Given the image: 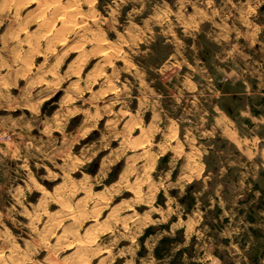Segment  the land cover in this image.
<instances>
[{
    "label": "rangeland",
    "instance_id": "rangeland-1",
    "mask_svg": "<svg viewBox=\"0 0 264 264\" xmlns=\"http://www.w3.org/2000/svg\"><path fill=\"white\" fill-rule=\"evenodd\" d=\"M229 51L264 63V0H0V264L168 255L226 147L206 86L237 115Z\"/></svg>",
    "mask_w": 264,
    "mask_h": 264
},
{
    "label": "crops",
    "instance_id": "crops-1",
    "mask_svg": "<svg viewBox=\"0 0 264 264\" xmlns=\"http://www.w3.org/2000/svg\"><path fill=\"white\" fill-rule=\"evenodd\" d=\"M218 39L231 37L223 33ZM230 53L216 57L215 74L230 80L223 86L237 106L229 114L237 115L232 119L220 112L216 105L220 91L214 84L206 86L211 112L199 101L202 116L220 114L212 115L215 131L208 133L225 139L226 147H211L215 171L197 180L210 187L209 193L206 189L198 193L195 209L163 232V237H171L182 231V241L172 244L158 264H170L176 254L179 264H264V63L255 60L259 68L250 70L248 58Z\"/></svg>",
    "mask_w": 264,
    "mask_h": 264
},
{
    "label": "bare ground",
    "instance_id": "bare-ground-1",
    "mask_svg": "<svg viewBox=\"0 0 264 264\" xmlns=\"http://www.w3.org/2000/svg\"><path fill=\"white\" fill-rule=\"evenodd\" d=\"M57 6V5H56ZM55 8H57V7H55ZM46 10V9H45ZM56 10H58V9H56ZM59 11V10H58ZM70 13H69V15H67V16H69V18H70V15L71 16H75V14L77 13V11L75 10V9H72V10H70L69 11ZM52 14H53V12H52ZM58 14V13H57ZM80 15V14H79ZM64 17V16H63ZM49 18V17H48ZM72 18V17H71ZM68 19V17H65V18H63L62 19V22H61V26H67L68 25V23L70 22L69 20H67ZM46 20V19H45ZM70 20H72V19H70ZM48 21V20H47ZM70 25V24H69ZM68 25V26H69ZM60 35V34H59ZM112 124V123H111ZM167 147V146H166ZM198 166V165H197ZM196 166V167H197ZM195 167V166H194ZM198 168V167H197ZM196 170V169H195ZM198 171H199V169H197ZM194 172V171H193ZM199 174V173H198ZM189 177V176H188ZM140 189V188H139ZM138 201V200H137ZM141 201V200H140ZM66 211V210H65ZM62 218V217H61ZM74 218V217H73ZM81 243V242H80ZM84 244V243H83ZM87 248V247H86ZM85 250V249H84ZM87 250V249H86ZM88 251V250H87ZM102 260V259H101ZM76 261L77 260H75V264H86L87 262L86 261H84V262H82V263H80V262H77L76 263ZM82 261V260H81ZM103 261V260H102ZM101 261V262H102ZM86 262V263H85Z\"/></svg>",
    "mask_w": 264,
    "mask_h": 264
}]
</instances>
